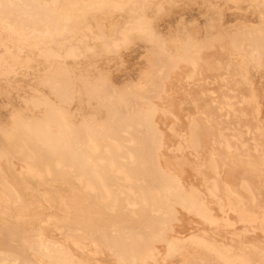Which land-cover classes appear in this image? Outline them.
Instances as JSON below:
<instances>
[{
    "label": "bare ground",
    "instance_id": "obj_1",
    "mask_svg": "<svg viewBox=\"0 0 264 264\" xmlns=\"http://www.w3.org/2000/svg\"><path fill=\"white\" fill-rule=\"evenodd\" d=\"M1 95L0 264H264V210L232 183L264 171L210 113L250 106L264 142V0H0Z\"/></svg>",
    "mask_w": 264,
    "mask_h": 264
},
{
    "label": "rangeland",
    "instance_id": "obj_2",
    "mask_svg": "<svg viewBox=\"0 0 264 264\" xmlns=\"http://www.w3.org/2000/svg\"><path fill=\"white\" fill-rule=\"evenodd\" d=\"M181 8L185 10L183 11L181 10ZM202 9L203 7L198 3H190L189 5H185L183 7H177L176 11H178V13H172L171 10L170 15L174 19L178 18L181 15L187 16L190 19H198L200 17ZM224 16L225 20L228 21V23H230L231 25H238L240 27L247 26L256 21L255 13L251 12V10H241L237 13H224ZM163 18V16L158 17V19L156 20L157 27H163L166 25L163 24L162 21H165L167 17H165L164 19ZM143 53L144 51H142L141 49H135L131 53H129L130 56L128 55L125 58L127 59V66L129 67H127L126 70L122 69L123 72L118 73L116 79L121 80L124 77L133 76L137 66H140L142 64V60L139 57H141ZM136 58H139L140 62L138 60L136 61ZM108 67H110V65L106 66L105 61H99L98 68ZM221 87L222 86L220 83H213L208 87V89L210 91L216 92L217 94H222L221 92L223 91V88ZM205 95L206 96L200 94V96H198V104L200 107L204 106V104L210 103V96H208L207 94ZM8 97L5 98L1 95L0 100L2 99L5 102L13 103L14 100L11 95H9ZM194 113L195 109L192 103L190 101H186L185 104L182 106V127L186 123V117L189 115H193ZM210 113L213 117V139L215 141L219 140V133H221L225 141H229L230 143H232L238 158L242 159V161H244V159H249L250 161L254 162L257 168L262 169L264 171L263 165L259 160L258 153L253 149L255 143H260L262 144V149L264 150V142L258 137V134L255 132V123L253 120L251 107L247 105L236 106L235 112L226 114L222 109H220V106L218 105L214 106ZM234 134L238 135V141L233 139ZM232 179L233 188L241 197L249 200L250 202H253L256 208L264 210V177L254 172L253 169H251L250 167L245 166L244 169L236 172L233 175ZM188 181L193 183L200 182L197 178L193 176V174H189ZM243 182L248 184L250 188L249 194H245L241 191L240 185ZM254 238L260 242L264 241V237L260 234H256Z\"/></svg>",
    "mask_w": 264,
    "mask_h": 264
}]
</instances>
